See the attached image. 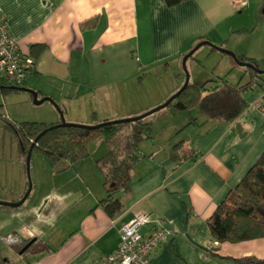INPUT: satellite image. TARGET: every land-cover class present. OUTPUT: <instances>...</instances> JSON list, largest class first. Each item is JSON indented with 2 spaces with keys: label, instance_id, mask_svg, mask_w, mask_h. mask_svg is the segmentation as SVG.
Instances as JSON below:
<instances>
[{
  "label": "crops",
  "instance_id": "1",
  "mask_svg": "<svg viewBox=\"0 0 264 264\" xmlns=\"http://www.w3.org/2000/svg\"><path fill=\"white\" fill-rule=\"evenodd\" d=\"M245 6L243 0H224L219 10L200 0L173 7L165 0H0V16L23 54L32 57L34 45L46 47L24 87L37 92L39 99L51 98L68 111L70 122L95 125L136 117L163 104L181 88L183 78L172 82L164 96L143 101L130 98L131 84L141 73L182 64L201 41L226 47V20L233 10ZM236 52L254 58L249 52ZM224 61L227 70L235 68L234 62ZM18 95L26 97L27 104L33 103L28 93ZM247 100L249 108L232 123L203 117L187 127L190 120L181 116L168 121L169 129L158 133L153 128L157 120L150 116L152 138L140 145L146 153H140L142 158L132 169L129 193L118 194L123 210L112 218L98 206L107 192L95 161L106 154V148L60 175L51 174L49 163L44 171L38 167L29 213L33 219L29 214L18 216V210H3L0 239L17 231L50 246L47 251L37 245L26 254L29 261L20 264H101L117 249L122 226L144 213L150 223L141 230L143 235L156 225L171 232L167 242L152 252V264H234L233 258L248 256L264 259V238L218 244L207 223L264 152V89ZM3 102L8 112L9 104L5 98ZM0 116L23 122L10 113ZM49 116L43 122L60 121L53 107ZM182 141L196 160L174 149L173 144ZM17 158L22 169L18 153ZM18 177L20 183L11 195L22 192L19 198L28 179L23 185L21 172ZM5 200L9 199L0 197ZM211 247L218 249V256L205 249Z\"/></svg>",
  "mask_w": 264,
  "mask_h": 264
},
{
  "label": "trees",
  "instance_id": "2",
  "mask_svg": "<svg viewBox=\"0 0 264 264\" xmlns=\"http://www.w3.org/2000/svg\"><path fill=\"white\" fill-rule=\"evenodd\" d=\"M186 1L189 0H165L169 7ZM203 39L201 38V40ZM220 47L226 48L225 45ZM45 48L44 45H34L31 48V55L35 62ZM211 49L217 51L214 48ZM195 54L190 58H194ZM237 59L259 68L253 59L239 55H237ZM246 71L249 76L245 83L232 84L226 78L207 80L200 86L189 82L187 88L167 108L178 113L189 114L198 110L207 121L232 123L249 108L250 103L246 99V95L258 91L260 88L264 89V75H260L250 68ZM13 93H28L33 99V95L24 87V83L18 86L5 76H0V98ZM197 120V118H191L187 127L196 124ZM113 121L117 120H103L95 125H90H101L100 127L88 129L83 124L60 127V121L47 124L45 122L9 121L4 118V127L10 131L13 139L17 142V153L24 164L25 171L26 158L32 150L31 162L34 155L46 157L52 175H60L68 171L78 161L93 156L99 143L104 141L107 152L95 162L102 174L107 197L101 200L98 206L112 218L124 208L122 198L118 197V194L122 192L127 194L130 191L132 169L142 158L140 145L152 138L153 123L150 116L135 122L111 123ZM42 133L44 135L33 146V142ZM186 145L185 141H182L177 143L174 149L182 153L186 152L184 154L186 158L193 157L191 155L193 150ZM192 159L196 160L194 157ZM27 189L28 183L25 192L13 202L20 201ZM29 196L31 197V195ZM0 209L15 211L19 208L0 206ZM207 223L214 241L218 244H234L264 238V152L240 183L230 191L208 218ZM30 240V238L27 239L19 232L14 231L2 237L0 242L18 254ZM33 241V248L42 244L44 250L50 251L48 244L40 240L33 239ZM205 249L211 254L219 255L217 254L218 249L215 247ZM27 253H29L28 249L22 255ZM233 262L234 264H264V259L248 256L233 258Z\"/></svg>",
  "mask_w": 264,
  "mask_h": 264
},
{
  "label": "rangeland",
  "instance_id": "3",
  "mask_svg": "<svg viewBox=\"0 0 264 264\" xmlns=\"http://www.w3.org/2000/svg\"><path fill=\"white\" fill-rule=\"evenodd\" d=\"M206 1L209 7L218 10L219 8L221 9L224 6V0H200L202 4H206ZM229 1L234 2L237 0ZM239 1L241 2L242 0ZM243 1H246L247 6H245L244 8H240L239 10H233L232 16L226 20L227 22L225 24V37L229 39V43L227 44L225 49L235 53L236 55H238L236 51L240 50L241 53L249 52L248 55L254 57L253 60L256 62L259 69L264 70V14L262 12L264 7V0ZM195 46L193 48H195ZM221 54L223 53L219 51H212L211 47L207 45H204L200 49H198L194 58H189L186 63V67L190 75V83H200V85H203L207 81V79L219 80L222 78H226L232 84L247 82L249 75L246 69L248 68L240 66L230 56ZM223 58L228 60L229 62H234L235 68L232 70L231 68H229L227 70L226 61L222 62ZM178 77L184 79V84L186 74L184 72L183 65L178 63L170 66L166 70H161L160 72L152 71L151 73H141L140 78L131 84L130 87H132L133 89L129 96L132 99L141 101L146 100L150 97H152V99H155L164 96L171 88L170 84L172 82H176ZM254 94L255 92L247 94L246 99L250 100L254 96ZM4 98L6 99V103L9 104L8 112L7 110L5 111L2 106V103H4ZM25 98L26 97H24L23 95H18L17 93L2 96L0 98V114L6 117L8 116V113H10L12 118H21L20 121L26 120L31 122H43L51 119V117L49 116V112L52 111V107L58 112V110L51 102H44L41 105H35L34 103L27 104ZM161 105L162 104L155 106L154 108H151L143 114H146L147 112L154 110ZM165 110L172 109H164L151 115L152 120H157L155 127H153L154 132L155 130L157 132L166 131V129H169L168 121H178V119L182 117L186 118V122L191 120V118H200V122L204 119L200 115L198 110L192 111L191 114L186 112L178 113L174 111L173 114H176L174 116H170V111ZM62 111L66 122L76 124V122L69 121L68 111H64L63 109ZM83 125L90 126L89 124ZM176 142L175 144H173L174 146L177 144ZM102 148L107 149L104 141L99 143L97 149L94 152V155H98ZM17 150V142L15 139H13L10 131L4 127V118L0 116V197L9 199L2 202H13L12 200H16L18 198V195L22 193L16 192V196L11 195L13 188H16L20 183L18 177L19 172H21L22 175L23 181L21 182L23 183V185H25L27 181V175L25 170L23 169L24 166H22V169H19L20 165L17 160ZM140 153H146L143 149V145L140 146ZM47 165V158L40 155H34V160L33 163L31 162L30 168V176L33 185L37 183L36 174L39 171L38 167L40 170L44 171ZM33 196L34 192L32 196L25 202V204L21 206L18 211H16L18 212V216L23 217L31 213L30 210L32 209L31 205ZM3 210L5 209H0V212L5 214L6 211ZM33 217V213L31 215L29 214V218L33 219ZM62 218H64L63 215L60 216L59 223L61 222ZM46 227L48 228L49 226ZM27 256L29 255L27 254ZM27 256L24 255L19 257L13 250L9 249L4 243L0 242V264H20L22 262H27L29 261ZM23 257L25 259H22Z\"/></svg>",
  "mask_w": 264,
  "mask_h": 264
},
{
  "label": "built area",
  "instance_id": "4",
  "mask_svg": "<svg viewBox=\"0 0 264 264\" xmlns=\"http://www.w3.org/2000/svg\"><path fill=\"white\" fill-rule=\"evenodd\" d=\"M34 67V59L21 52L18 40L10 35L0 16V76H5L15 85L21 86ZM261 111L264 114V105ZM149 223L148 215L138 213L130 222L124 224L120 230L117 249L104 257L101 264H152V252L167 242L171 232L156 225L145 236L141 230Z\"/></svg>",
  "mask_w": 264,
  "mask_h": 264
},
{
  "label": "water",
  "instance_id": "5",
  "mask_svg": "<svg viewBox=\"0 0 264 264\" xmlns=\"http://www.w3.org/2000/svg\"><path fill=\"white\" fill-rule=\"evenodd\" d=\"M262 12L264 14V8H263ZM204 45H207V46H209L211 48H214L215 50H217V51H219V52H221L223 54H226V55L230 56L231 58H233L235 60V62L237 64H239L242 67H246V68L253 69L258 74L264 75V70H261V69L257 68L255 65L250 64V63H245V62L238 61L237 55L235 53H233V52H231V51H229V50H227L225 48H222L220 46H216V45H214L213 43H211L209 41H202L199 44H197L195 46V48H193L188 54H186L184 56L183 60H182V65H183L184 72L186 74V79H185V83L183 84L182 88L176 94H174L172 97H170L167 100V102H165L164 104H162L160 107L155 108L154 110H151V111L147 112L146 114H143V115L138 116V117L120 119V120H117V121H113L111 123H120V122L127 123V122L139 121L141 119H144L146 117H149V116L153 115L154 113H156L158 111H161V110L167 108L169 106V104L173 100H175L187 88V86H188V84L190 82V75L188 73V70H187V67H186V63H187L188 59L190 57H192L198 51V49H200ZM26 90L33 95V103L35 105H41L44 102H51L54 105V107L58 110L59 115H60V124H59L60 127H69V126H72V125L78 126V124L66 122V120L64 118V115H63V111L58 106V104H56L51 98H42V99H39V94L37 92H35L33 90H28V89H26ZM102 125H104V124H102ZM100 126L101 125H97V126H85V127L88 128V129H96V128L100 127ZM42 135H44V133L40 134L36 138V140L33 142V146L38 142V140L42 137ZM31 158H32V150H30V152L28 153L27 158H26V172H27V179H28V183H29V187H28V190H27L26 194L18 202H2V201H0V206L18 209L21 206H23L25 204V202L27 201V199H28V197H29V195H30V193H31V191L33 189V184H32V180H31V176H30Z\"/></svg>",
  "mask_w": 264,
  "mask_h": 264
},
{
  "label": "flooded vegetation",
  "instance_id": "6",
  "mask_svg": "<svg viewBox=\"0 0 264 264\" xmlns=\"http://www.w3.org/2000/svg\"><path fill=\"white\" fill-rule=\"evenodd\" d=\"M264 8V7H263ZM27 183H28V181H27ZM28 187H29V183H28ZM28 190V189H27ZM31 193H32V191H31ZM31 193H30V195H31ZM26 194V193H25ZM30 197V196H29ZM22 199V198H21ZM20 199V200H21ZM31 240H30V242L25 246V248L21 251V252H19L17 255H22V253H24V251L25 250H27L28 249V252L29 253H31V252H33V250H34V248H33V237L32 238H30Z\"/></svg>",
  "mask_w": 264,
  "mask_h": 264
}]
</instances>
